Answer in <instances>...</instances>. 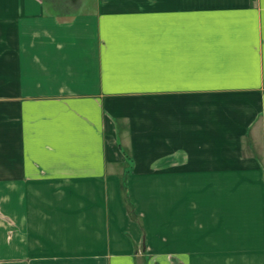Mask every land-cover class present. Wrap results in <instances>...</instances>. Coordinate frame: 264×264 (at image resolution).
<instances>
[{
	"label": "crops",
	"instance_id": "crops-1",
	"mask_svg": "<svg viewBox=\"0 0 264 264\" xmlns=\"http://www.w3.org/2000/svg\"><path fill=\"white\" fill-rule=\"evenodd\" d=\"M140 260L264 264V0H0V264Z\"/></svg>",
	"mask_w": 264,
	"mask_h": 264
},
{
	"label": "rangeland",
	"instance_id": "rangeland-1",
	"mask_svg": "<svg viewBox=\"0 0 264 264\" xmlns=\"http://www.w3.org/2000/svg\"><path fill=\"white\" fill-rule=\"evenodd\" d=\"M112 7H117V6H112ZM118 137L120 139V145H119L120 147H119V149L121 151V154L125 158V161H124L125 163H123L122 171H121L122 180L120 181L121 182V189L123 190L124 189V185H125L124 177H125L127 172L129 173V170H130V168L132 166V163H131L132 159H131V150H130L129 144H126V142H127V140H126L127 133H125V132L118 133ZM248 145L249 146L252 145L255 150H253L252 147L249 148L250 150L244 148L245 150H243V153L244 152H247V153L249 152V155L252 154V155H254L256 157H260L259 153H258L259 152L258 143L256 141H254L253 143L249 142ZM258 159H260V158H258ZM257 248H259V246H257ZM136 263L137 264H145L146 262L140 260V261H137ZM256 263L259 264V263H263V262L257 261Z\"/></svg>",
	"mask_w": 264,
	"mask_h": 264
}]
</instances>
